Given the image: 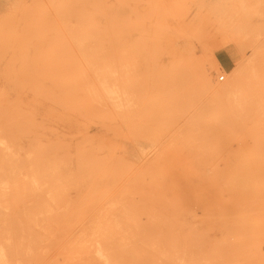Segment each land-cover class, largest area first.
Wrapping results in <instances>:
<instances>
[{"label":"bare ground","instance_id":"bare-ground-1","mask_svg":"<svg viewBox=\"0 0 264 264\" xmlns=\"http://www.w3.org/2000/svg\"><path fill=\"white\" fill-rule=\"evenodd\" d=\"M147 1L53 0L54 17L63 24L57 30L56 43L57 48L66 49L67 71L53 81L51 93L36 96L23 112L5 109L13 103L0 96V264H13L9 257L39 259L48 252L47 242L61 244L55 250L66 256L67 264L73 258L94 264L91 260L101 256L105 261L98 264H112L108 247L101 243L119 238L134 242L140 264H149L150 255L161 252L166 261L151 264H173L178 252L185 250L196 251V264H207L208 257L220 258L221 249L243 238L252 240L251 230L259 223L264 239V52H258L264 49V21L260 30L259 21L238 19L221 0L200 3L223 28L219 45L232 40L230 33L242 29L256 55L244 58L229 82L218 84L212 68L224 69L214 50L207 48L197 76L184 81L174 62L165 67L157 60L163 13L152 12ZM149 79L154 83L157 110L163 116L181 115L184 101L204 91L215 98L207 105L195 106L189 128L196 133L190 137L236 139L238 150L245 145L244 167L250 172L243 178L241 193L236 191L238 176L231 178L229 187L230 199L241 198L233 208L225 206L218 233L210 239L205 233L194 243L188 230L181 227L183 242L179 245L171 235L173 242L169 243L161 233L140 231L130 218L146 212L150 224L151 211L100 205L108 197L104 196L103 179L115 173V169L102 170L101 164L102 157L110 158L111 148L102 151L96 139L84 134V128L88 122L104 121L108 129H114L117 119L123 121L133 104H142L138 88ZM108 99L112 104L107 107ZM71 126L83 131L75 145L65 133ZM213 130L217 133L206 134ZM124 160L120 152V163ZM241 218L243 230L239 229Z\"/></svg>","mask_w":264,"mask_h":264},{"label":"rangeland","instance_id":"rangeland-1","mask_svg":"<svg viewBox=\"0 0 264 264\" xmlns=\"http://www.w3.org/2000/svg\"><path fill=\"white\" fill-rule=\"evenodd\" d=\"M210 1H147L152 12L163 13L157 33V60L165 67L174 62L179 77L188 81L200 71L203 59L207 58L205 50L213 49L224 70L215 66L212 77L218 84H226L243 64L244 58H252L256 53L250 49L242 29L230 33L232 40L219 45L223 28H219L216 20L199 5ZM221 1L226 3L230 14L241 20L259 21L257 27L263 29L264 0ZM53 7V0H0V96L13 103L5 106L7 110H27L36 96L51 93L53 81L61 79L67 71L63 56L66 49L57 48L56 43L57 30L63 24L62 20L55 19ZM150 18L152 21L153 15ZM150 46H153V39ZM258 52H264V49ZM137 57L141 60L139 55ZM137 73L135 77L139 75ZM220 75H224L222 80ZM138 91L142 94V104L139 107L133 104L132 111H127L123 121L117 119L114 129H108L104 121L88 122L84 128V134L96 139L102 151L107 146L111 148L110 158L102 157L101 164L102 170L115 169V173L103 179L104 196L108 197L103 198L100 205L141 207L151 211L150 224L146 212H138L130 218H134L133 222L140 226V231L161 233L169 243L173 242L171 235L179 245L183 242L179 237L181 227L188 230L194 243L195 238L205 233L209 239L216 236L225 206L233 208L235 201L241 198H229L231 178L238 176L236 191L241 193L243 178L250 172L244 167L247 159L242 151L245 145L238 150L236 139L225 142L216 136L207 141L200 136L190 137L196 133L189 128L195 106L215 101L207 92L185 100L183 113L172 117L163 116L157 110L152 80H147V85L139 87ZM111 104L112 100L108 99L107 107ZM65 133L71 138L72 145L83 135V131L77 132L75 126L66 129ZM216 133L213 130L206 134ZM208 140L216 143L211 144ZM201 142H207V145ZM120 152L124 154L123 163L119 161ZM243 224L241 218L239 229H244ZM252 232V240L243 238L230 248L221 249L217 254L220 258L208 257L205 263L263 264L261 224ZM101 244L108 247L112 264H140L137 257L140 252L133 241L119 238ZM57 245L61 244L47 242L48 252L39 259L9 257L8 260L13 264H67L66 256L56 252ZM201 245L207 252L205 242L201 241ZM194 253L192 250L179 251L173 264L198 263ZM150 258L149 264L166 261L164 252L152 254ZM70 261L69 264H85L79 258ZM99 261L105 260L102 256L91 260L94 264Z\"/></svg>","mask_w":264,"mask_h":264}]
</instances>
